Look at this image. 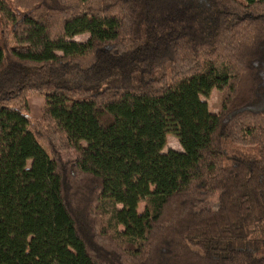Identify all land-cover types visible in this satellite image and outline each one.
Instances as JSON below:
<instances>
[{"label":"trees","instance_id":"16d2710c","mask_svg":"<svg viewBox=\"0 0 264 264\" xmlns=\"http://www.w3.org/2000/svg\"><path fill=\"white\" fill-rule=\"evenodd\" d=\"M0 264H264V0H0Z\"/></svg>","mask_w":264,"mask_h":264},{"label":"rangeland","instance_id":"374dc122","mask_svg":"<svg viewBox=\"0 0 264 264\" xmlns=\"http://www.w3.org/2000/svg\"><path fill=\"white\" fill-rule=\"evenodd\" d=\"M89 39V35L84 34L81 36L74 37L73 41L76 42H86ZM203 101L207 102L209 106V111L211 113H218L221 109V100H222V93L214 90L211 92L209 97H203ZM45 106L44 98L43 97H33L30 99V107H31V115L35 119H40L42 115V110ZM168 150H175L179 152H183V148L180 144L178 132L176 126L171 125L170 130L167 135V147L164 150V153H167ZM74 153L65 154L63 156L64 160L69 158H74ZM31 166V161L28 163V167ZM211 207L216 208L217 206V198L213 199L210 204H206L204 207ZM145 210V204L141 203L139 205V213H143Z\"/></svg>","mask_w":264,"mask_h":264}]
</instances>
